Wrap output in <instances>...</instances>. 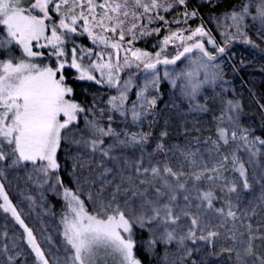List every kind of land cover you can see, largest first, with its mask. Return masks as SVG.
<instances>
[{
    "label": "snow or ice",
    "instance_id": "snow-or-ice-1",
    "mask_svg": "<svg viewBox=\"0 0 264 264\" xmlns=\"http://www.w3.org/2000/svg\"><path fill=\"white\" fill-rule=\"evenodd\" d=\"M177 8L183 11L171 21L161 14ZM252 8L245 0L216 17L217 42L202 18L189 25L199 13L188 0H34L26 7L0 0V264H142L134 254L137 227L150 234L148 253L165 246L160 264H197L195 253L200 264L224 253L233 264H264V138L240 125V103L220 95L214 135L193 138L203 147L170 144L165 128L146 151L152 132L131 130L153 116L158 96L151 93L162 80L179 89L190 112L209 111L216 97L206 91L224 75L217 60L236 41L257 47L248 34L253 25L264 39V0ZM152 35L159 37L154 51L135 47ZM80 37L91 46L77 43ZM66 70L114 90L107 108L76 102ZM117 117L123 127L114 126ZM62 144L75 152L74 190L59 175ZM10 175L61 196L58 238L38 240L20 207L37 201L25 189L14 203L4 182L12 183ZM9 218L22 231L10 234Z\"/></svg>",
    "mask_w": 264,
    "mask_h": 264
},
{
    "label": "trees",
    "instance_id": "trees-1",
    "mask_svg": "<svg viewBox=\"0 0 264 264\" xmlns=\"http://www.w3.org/2000/svg\"><path fill=\"white\" fill-rule=\"evenodd\" d=\"M25 1L27 0H24V2ZM242 2H244V0H211V3L206 2V0H188V10L192 11L193 9H197L199 13L198 18L191 22L193 24H199L202 18L203 23L209 26L208 29L211 28L212 32L216 33V28L214 26L216 23L215 18L221 17L223 14L230 12L234 6L240 5ZM182 11L183 9L177 8L167 14L169 17H176L177 13ZM167 14L165 15L167 16ZM153 26H156V24ZM0 32H2V29H0ZM248 34L257 47L254 48L251 45H246L240 41L233 42L230 45L229 54L231 56V62L223 58V80L217 84L215 89L209 88L206 91L207 96L216 97L214 101H210L209 111L207 113L190 112L184 103H180V101H165L163 95L157 99L153 116L148 117L141 126L143 131H151L153 134L149 141V147L153 149L155 148L160 132L165 130V128H167L169 133V136L166 138L168 143H191L193 148L203 147V144L197 145L193 138L198 136L203 140L209 135H214L215 121L213 120V116L220 114V95H223L224 99L238 101L241 106V112L239 114L240 125L251 129L253 136L264 138V39L258 34L255 25L248 29ZM154 37L156 36H149L140 39L136 42V46L145 50L152 49L151 43L154 41ZM80 39L81 42L84 43L85 39ZM13 52L16 53L17 48L13 49L12 53ZM4 55L5 53L0 51V58H3ZM66 76V82L74 88V95L72 98L76 102L81 103L85 107H91L95 104L97 109L107 108V98L112 93L110 89L97 85L94 82L76 81L73 79L74 71L66 70ZM225 81L227 83H224ZM225 88L227 89V92H222V89ZM203 101L204 97L202 96L201 102ZM89 114L90 113L87 115ZM84 115L85 114H81L79 126L83 123L81 118H84ZM119 119L120 118L117 117V122L114 124L117 128L124 126L122 123H119ZM104 122L107 123L106 116ZM196 129H199V131ZM131 130L137 131L139 128L135 127ZM62 154L63 150L58 151V162L60 165H65L64 159H62ZM239 154L244 159L247 158L245 153L241 152ZM59 175L63 182H67V175L62 168H60ZM11 179L13 184L18 188L17 193L20 190H25L24 184L13 178V176H11ZM8 191L10 198L16 203V197L11 193L10 186ZM63 203L64 202L60 196L50 191L45 194V203L39 206L41 209L43 208L46 210L49 220L52 221L51 223L54 225V234L56 235L55 238L59 235V218L61 216ZM3 220V213H0L1 232L4 230L5 223H2ZM8 223L10 234L13 227H15L17 231H22L19 229L18 225H14V222H12L10 218ZM26 223L28 222L26 221ZM28 224L36 231L38 240L40 239L42 232L47 230L46 225L43 222L36 226L30 223ZM134 233L136 240V247L134 249L135 255L142 261V264H149L150 257L141 248L142 242L147 238L148 234L145 229H140L138 227L134 229ZM256 243L257 245H261L260 241H256ZM258 251H264V245L258 247ZM160 252L161 247L160 245H157L156 253L153 255L158 257ZM213 258L215 261L213 259L210 260V264H233V260L228 258L227 253L222 254L220 257ZM191 259L196 260L197 264H200L201 260L197 255L192 256ZM188 264H191V260H189Z\"/></svg>",
    "mask_w": 264,
    "mask_h": 264
},
{
    "label": "rangeland",
    "instance_id": "rangeland-1",
    "mask_svg": "<svg viewBox=\"0 0 264 264\" xmlns=\"http://www.w3.org/2000/svg\"><path fill=\"white\" fill-rule=\"evenodd\" d=\"M26 2V3H25ZM22 0V6H27L28 4L34 2V0H27L25 1ZM245 2V0H244ZM251 4L253 5V8H252V12L254 13L255 12V5L259 4L261 2V0H250ZM243 3V2H242ZM163 15L167 14V13H161ZM226 14V13H225ZM225 14H223L221 17H223ZM53 16H55V14L53 13L52 14ZM165 18L168 19L169 21L175 19L176 17H169L168 14L167 16L165 15ZM252 22L249 21V24H251ZM155 25V24H154ZM189 25L191 27H195L197 24H193L191 21L189 22ZM189 25H179L180 27H187ZM153 26V25H152ZM162 26V23H156V26H153V27H161ZM204 26L206 28H208L209 26L207 24H204ZM215 28H216V23L214 24ZM171 27L173 29H175L176 27H178V25L176 24H172ZM255 28L258 29V25H255ZM211 29V28H210ZM212 31V30H211ZM164 33L162 32L161 36H163ZM212 35L216 38L217 42H220L221 41V37H220V34H219V31L217 30L216 28V33H213L212 32ZM152 36H156V35H152ZM80 38H83L85 39L84 43L81 42V39ZM77 39V43H81L83 45H85L86 47L88 46H91L90 42L87 40L86 37H80ZM159 39V37H154V41L151 43V47L152 49H149L151 51H154L153 49V45L157 42V40ZM71 47V45H69V48ZM135 47H139V46H136L135 44ZM16 47L13 46L12 50L15 49ZM140 48V47H139ZM229 49H230V46L226 49V53L220 57L218 60H217V63H220L222 65V69H223V74H224V66H223V58L227 59V61L231 62V56L229 54ZM148 50V51H149ZM2 51V50H0ZM47 50H45L46 52ZM13 54L15 56H20V51L19 49L17 48V52H13ZM44 62H47V60H45ZM183 67V64H180L178 62V66H177V70H179V68H182ZM132 71H135L134 69ZM163 74V68H161V75ZM159 88H160V91L159 93H155V92H152L151 94L152 95H157L158 98L161 97V95H163L165 97V101H174V102H177V101H180V103H184L187 107H188V101L187 100H184L181 96H180V92H179V89H176V90H173L172 87L169 85V83L165 80H162L160 85H159ZM211 88V87H209ZM208 88V89H209ZM112 91L111 95H114L115 94V91L110 89ZM131 99H135V90H133V93L131 94ZM89 117L91 118V113L89 114ZM82 124L81 126H79L81 129L84 128V118L82 117ZM139 130L137 131H141L143 130L142 127H138ZM63 150V154H62V159H64V162H65V165L64 164H61V168L62 170L66 173L67 175V182H64V184L69 187V188H72L73 190L75 189L76 185L73 183L72 181V177L69 175L70 172H72V164H73V160H72V156L75 155V152L74 150H72V146H69L68 144H62L61 145V148L59 151ZM153 148L147 146L146 147V151H152ZM137 155H139L137 153ZM161 157H157V159H160ZM175 161H173L174 163ZM21 176L24 175L23 171L20 173ZM14 178V177H13ZM9 181L12 182V179H11V176H9L7 178ZM20 181L22 184H24L25 186V189L27 190L28 194L32 195L34 197V199L37 201L36 203V206L35 208H32L30 209L29 206H28V201L27 200H24L22 203H20V207L23 209L24 213H25V216L24 218L26 219V221L30 224H33V225H38L39 223L43 222L45 223L46 225V228L47 230L45 232H42L43 235H52L54 238L56 237V235L54 234V225L51 223L52 221L49 220V216L48 214L46 213V210H44L43 208L41 209L39 206L40 205H43L45 203V194L47 192H50L51 190H48L47 189V186L45 187V189H37L35 186L31 185V184H25L24 180L21 179V180H18ZM6 183V187L7 189L11 188V193H13L16 197V200L18 203L19 201H21V197L18 195L17 193V186H15L13 184V182L11 184H8L6 181H4ZM43 191L44 192V199L41 201L40 199V192ZM18 196V197H17ZM59 196V195H58ZM246 196H248L250 198V194H246ZM61 197V196H60ZM255 219H258V218H254ZM60 220V218H59ZM1 223V222H0ZM2 223H5V221L3 220ZM255 226V224H254ZM2 229V228H1ZM1 229H0V232H1ZM145 231L147 232L148 236L147 238L142 242V250L148 254V256L150 257V263L149 264H160V258L163 257L164 255V251H165V246L160 244V247H161V252H160V255L158 257H155L153 254H150L146 251V245H147V241L151 238L150 237V234L147 230V228H145ZM42 234L40 236V239L42 237ZM58 238V237H57ZM171 250L172 251H175V247L174 246H170ZM218 250V249H217ZM135 254V252H134ZM194 255H197V257H199L200 260L203 259L202 255L200 253H195ZM193 255V256H194ZM209 261L210 260H214L215 259L213 257H209L208 258ZM20 260L22 261L23 260V257L20 258ZM214 263V262H213Z\"/></svg>",
    "mask_w": 264,
    "mask_h": 264
}]
</instances>
